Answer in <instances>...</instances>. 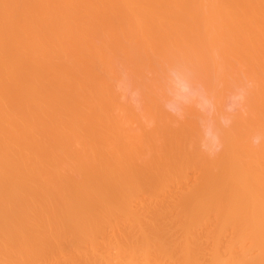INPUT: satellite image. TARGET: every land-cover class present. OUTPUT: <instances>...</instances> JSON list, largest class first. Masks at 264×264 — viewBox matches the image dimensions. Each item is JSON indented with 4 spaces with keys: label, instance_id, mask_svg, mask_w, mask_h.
<instances>
[{
    "label": "bare ground",
    "instance_id": "obj_1",
    "mask_svg": "<svg viewBox=\"0 0 264 264\" xmlns=\"http://www.w3.org/2000/svg\"><path fill=\"white\" fill-rule=\"evenodd\" d=\"M219 49L257 89L210 159L148 81ZM119 57L155 74L153 128L118 102ZM263 130L264 0H0V264H264Z\"/></svg>",
    "mask_w": 264,
    "mask_h": 264
},
{
    "label": "clouds",
    "instance_id": "obj_2",
    "mask_svg": "<svg viewBox=\"0 0 264 264\" xmlns=\"http://www.w3.org/2000/svg\"><path fill=\"white\" fill-rule=\"evenodd\" d=\"M212 55L214 61H220L217 52ZM108 75L119 104L140 113L146 127H155L156 120L144 114L143 89L130 70L117 63ZM147 75L151 78L152 73ZM255 86V82L247 77L238 81L226 79L222 66L208 84L199 78L191 60L180 57L163 65L157 95L163 110L174 118V126L189 118L195 120L197 136L189 148L198 146L200 152L211 159L223 150L225 132L231 129L237 115L249 114L248 97ZM250 142L255 148L261 147L264 145V133L254 134Z\"/></svg>",
    "mask_w": 264,
    "mask_h": 264
},
{
    "label": "rangeland",
    "instance_id": "obj_3",
    "mask_svg": "<svg viewBox=\"0 0 264 264\" xmlns=\"http://www.w3.org/2000/svg\"><path fill=\"white\" fill-rule=\"evenodd\" d=\"M213 50H214V49H213ZM213 50H212V51H213ZM214 52H217V53L219 54V53H220V49H219V51H214ZM125 54H126V53H125ZM125 54H124L125 57H126V56L130 57V55H128V54H130V53H128L127 55H125ZM173 55H174V54H173ZM176 55H177V54H175V56H176ZM186 55H187V54H186ZM191 55H192V54H191ZM194 55H195V54H194ZM206 55H207V54H206ZM209 55H210V54H209ZM124 56L122 55V57H124ZM131 56H133V55L131 54ZM163 56H164V55H163ZM167 56H169V55H167ZM167 56H166V58H169V57H167ZM170 56H171V54H170ZM175 56H174L173 58H176ZM180 57H181V56H179V58H180ZM188 57H189V56L187 55V58H186V57H185V54H184V56H183V58H186V59H189V60H191V59L194 58V56H193V58H188ZM191 57H192V56H191ZM126 58H127V57H126ZM126 58H125V59H126ZM159 58H160V57H159ZM163 58H165V56L161 58L162 61H161L160 59H158V58H156V60L154 59L155 61H157V60L159 61V60H160V61L162 62V64L160 63V67H159L158 69H157L156 67H155L156 70L154 69V70L156 71V72H155L156 74L159 72V73L156 75V76H157V77H156L157 79L155 78V79L157 80V84H158L159 88H160V80H161V76H162V75H161V71L163 70V69H162V68H163V65H164L165 63H171V61L169 62V61H167V60H165V59L163 60ZM197 58L199 59L198 61H196V60H194V62H193L192 60H191V61H192L193 63H195V66H196V63H199V65L197 64V67H199V66H201V65H200V64H201V61H200L201 56H200V57H197ZM197 58H196V59H197ZM204 58H205V57H204ZM204 58L202 57V59H204ZM207 58H209V56H207ZM211 58H212V57H211ZM117 59L119 60L118 62H116ZM117 59L115 60L116 63H114V66H116L117 63H120V64L125 65V66L130 70V72L132 73L134 80H136V82H137V81H138V80H137L138 78H135V75H134L133 72H132L133 69H131V67H133L134 69H136L135 71H136V73H137V77H138V72H137V70H138L139 67L137 68V66H136V68H135V66H134L135 64L132 65V63H133L134 61L131 62V65H132L131 67L127 64V63L130 62V59L133 60V58H132V57L129 58V62H127L126 60L124 61V60H123L124 58L122 59L121 57H119V58H117ZM127 59H128V58H127ZM173 60H174V59H173ZM175 60H176V59H175ZM221 60H222V58L220 59V62H221L220 64L213 63V64L216 65V66L214 65L215 67H213V64H211V67L213 68V70H212V68H211V70H212V71H215L217 74L220 72L219 70H218V72L215 70V68H217V66H219V68H220V65H221L222 67H224V68L227 67V66H231V67H234V68H235V66H236V67L238 66V63H235L234 65H232V63H230V62L228 63V62H227L228 64H226V63H223V62L225 61L224 59H223L224 61H221ZM126 62H127V63H126ZM153 62H154V61H153ZM213 62H216V61H213ZM203 63H207V64H208V63H210V62L203 61L202 64H203ZM151 64H152V63H151ZM240 64H241V63H240ZM161 66H162V67H161ZM140 67H141V66H140ZM150 67H151V66H150ZM152 67H153V65H152ZM202 67H203V69H204V66H203V65H202L200 68H202ZM208 67H209V66H208ZM242 67H243V66H242ZM245 67H246V66L244 65V68H245ZM247 67H248V66H247ZM141 68H142V67H141ZM141 68H140V69H141ZM200 68H199V70L196 68V70H197V71H202V69L200 70ZM227 68H228V67H227ZM143 69H144V68H143ZM143 69H142V70H143ZM205 69H206V68H205ZM205 69H204V70H205ZM208 69H210V68H208ZM208 69H207L206 71H209ZM220 69H221V68H220ZM230 69H231V71H233L232 68L229 67V72H231ZM238 69L242 71V69H240L239 66H238V68H236V69H234V70H238ZM252 69H253V67H252ZM148 70H149V69H148ZM148 70H147V68H146V71H148ZM157 70H158V71H157ZM224 70H225V71H224ZM224 70H223V71H224L223 74L226 72V69H224ZM227 70H228V69H227ZM239 70H238L237 73H239ZM138 71H140V70H138ZM146 71L144 70V72H146ZM150 71H151V69H150ZM150 71H149V72H150ZM152 71H153V69H152ZM243 71H244V70H243ZM245 71H246V70H245ZM248 71H251V68H250V67L247 68L246 73H247ZM254 71H255V70H254ZM142 72H143V71H142ZM209 72H210V73H208V74H210L209 76H208L207 72H204V71L201 72V73L203 74V76L206 75V76L208 77V78H205L207 81L204 79L205 82L208 83V84H210V82H208L209 77H212V74L215 73V72L211 73V71H209ZM251 72H253V70H252ZM146 73H147V72H146ZM197 73H198V72H197ZM233 73H234V71H233ZM237 73L235 72L234 74H237ZM244 73H245V72H244ZM246 73H245V74H246ZM255 73H257V71H255L253 74H255ZM140 74H142V73H141V72L139 73V77H140ZM202 74H198V75H202ZM225 74H229V73L227 72V73H225ZM225 74H224V75H225ZM241 74H242V72H241ZM245 74H244V76H245ZM247 74H248V73H247ZM250 74H251V73L249 72V74H248L249 79H250V77H251ZM229 75H230V74H229ZM229 75H226V77L229 76ZM232 75H233V74H232ZM232 75H231V76H232ZM237 75H238V74H237ZM237 75H236L234 78L231 77V79H230V77H229V78H227V79H229V80H236V79H237V81H238V80H240V78H242V76L240 77V75H239V77H237ZM142 76H143V75H142ZM146 76H147V74H146ZM146 76L141 77V80H142L143 82H144L146 79H147V80L150 79V78H148V77L145 78ZM153 76L155 77L154 72H153ZM153 76H152V77H153ZM215 76H216V75H215ZM215 76H214V77H215ZM233 76H234V75H233ZM152 77H151V79H152ZM214 77H213V78H214ZM142 78H145V80L142 79ZM199 78H200V76H199ZM202 78H203V77L201 76L200 79H202ZM238 78H239V79H238ZM253 78H254V77H251V79H253ZM151 79H150V80H151ZM211 79H212V78H211ZM251 79H250V80H251ZM139 80H140V79H139ZM141 80H140V81H141ZM147 80H146V82L142 85L143 87L145 86L144 88H146V85H145V84L147 83ZM156 80H155V81H156ZM202 80H203V79H202ZM253 80H254V82H255L256 79L254 78ZM142 81H141V84H142ZM152 81H154V80L152 79ZM152 81H148V82H151V85H152V83H153L152 86H154V87L156 88V91L159 90V89H157V87H156V86H157V84H155L156 82H152ZM138 82H139V81H138ZM158 82H159V83H158ZM149 84H150V83H148V85H149ZM255 84H257V83L255 82ZM148 85H147V86H148ZM140 86H141V85H140ZM142 86H141V87H142ZM143 87H142V89H143ZM148 87H149V86H148ZM148 87H147V88H148ZM256 87H257V86H256ZM147 88H146V89H147ZM148 89L151 90V87L148 88ZM255 89H257V88H255ZM149 90H148V91H149ZM153 90H154V88H153ZM144 91H145V90H144ZM144 91H143V95H144V96H143V102H144V105H145V106H144V108H145L144 111H145V112L147 113V115L149 116V114H148L149 112H148V111H150L149 109H151L152 107L149 108V107L147 106L148 103L146 104V100H145V99H147L148 97H145V96L148 95V94H147L148 91H147V93H146V91H145V93H144ZM156 91H155V92H156ZM149 92H150V91H149ZM151 92H153V91H151ZM146 94H147V95H146ZM156 94H158V91L156 92ZM149 95H150V94H149ZM154 96H155V93H154ZM249 96H250V95H249ZM149 97H151V96H149ZM152 97H153V94H152ZM155 97H156V96H155ZM155 97H154V99L156 100ZM157 97H158V95H157ZM144 98H145V99H144ZM252 98H253V100H254V96H253V95H252L251 97H248V104H249V105H250V103H252V102H250V101H252V100H251ZM149 100H150V98H149ZM152 100H153V98H152ZM156 102H157V105H158L159 100H158V101H157V100L154 101L155 104H156ZM151 103H152V102L150 101V104H151ZM154 103H153V104H154ZM159 103H160V102H159ZM248 104H247V107H248ZM251 105H253V104H251ZM121 107L127 109V112H128V109H129V111H131V112L134 113L135 117H137V118H136L137 121L134 122V120H132L134 124H138L139 122H142L143 125L146 126L145 123L143 122L144 120H143V117L141 116L140 113H137L135 110H133L132 108L127 107V106H125V105H124V107L121 105ZM119 108H120V107H119ZM147 108H148V109H147ZM159 108H161V107H159ZM249 108H250V107H249ZM120 109H121V108H120ZM120 109H119V111H120V113H121V110H120ZM125 109H123V112L121 113V114H123V116H126L125 113H127V112L125 111ZM147 110H148V111H147ZM249 110H251V108H250ZM116 112H117V111H116ZM145 112H144V114H145ZM248 113H249V112H248ZM124 114H125V115H124ZM138 114H139V116H138ZM152 114H153V110L151 111L150 116H151ZM127 115H128V113H127ZM145 115H146V114H145ZM121 116H122V115H121ZM123 116H122V117H123ZM140 116L142 117V119H141ZM150 116H149V117H150ZM123 118H124V117H123ZM126 118H127V117H126ZM126 118H124V120H126ZM133 118H134V117H133ZM152 118H153V117H152ZM134 119H135V118H134ZM154 119H155V118H154ZM191 119H192V118H190L189 120H191ZM138 121H139V122H138ZM186 121H188V120H186ZM189 122H190V121H189ZM191 122H193L194 126L196 127L195 120L192 119ZM234 122H235V121H234ZM234 122H233V123H234ZM133 123H131V124H133ZM193 124H192L193 130L197 132V129L195 130V127L193 126ZM140 125H141V124H140ZM127 126H128V125H127ZM132 126H135V125H132ZM137 126H139V125H136V127H137ZM259 127H260V130L262 131V129H263L262 127H263V126L259 125ZM259 127H258V129H259ZM256 129H257V128H256ZM256 129H255V130H256ZM255 130H254V131H255ZM256 131H259V130H256ZM263 132H264V130H263ZM251 133H253V131H252ZM255 133H256V132H255ZM257 133H261V132H257ZM248 134H249L250 137H252L250 133H248ZM253 134H254V133H253ZM253 134H252V135H253Z\"/></svg>",
    "mask_w": 264,
    "mask_h": 264
}]
</instances>
